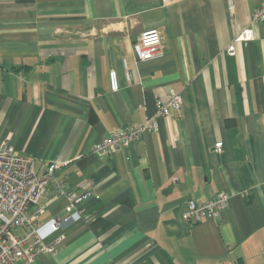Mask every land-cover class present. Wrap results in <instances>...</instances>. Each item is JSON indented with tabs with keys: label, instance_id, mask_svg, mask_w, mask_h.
<instances>
[{
	"label": "crops",
	"instance_id": "0c3cea01",
	"mask_svg": "<svg viewBox=\"0 0 264 264\" xmlns=\"http://www.w3.org/2000/svg\"><path fill=\"white\" fill-rule=\"evenodd\" d=\"M260 2L0 0V143L39 175L60 165L37 222L46 244L62 239L34 264H264V24L226 53ZM152 29L163 54L139 62L132 45ZM171 90L180 107L156 132L91 154L113 130L152 119ZM58 181L89 184L75 215ZM222 191L218 220H183L188 199Z\"/></svg>",
	"mask_w": 264,
	"mask_h": 264
},
{
	"label": "built area",
	"instance_id": "2783aa9c",
	"mask_svg": "<svg viewBox=\"0 0 264 264\" xmlns=\"http://www.w3.org/2000/svg\"><path fill=\"white\" fill-rule=\"evenodd\" d=\"M264 24V0L250 16V24L234 38L226 49L230 56L235 54L237 43L246 44L253 39L251 25ZM162 38L159 31L152 29L141 32L138 40L132 45L135 58L139 62L160 58ZM109 83L112 91L118 90L117 75L109 72ZM179 94L169 91L164 102L156 104V115L142 123H132L110 132L101 142L91 148L96 158H106L125 151L131 144L138 142L144 135L158 130V119H168L171 112L178 110L181 104ZM214 153L222 151V142L214 144ZM58 163L50 164L45 175L34 170V162L19 155L8 141L0 143V264H34L43 253L56 252L59 238L54 243L46 244L38 232L37 217L43 213L39 204L46 191L48 178L59 168ZM55 192L67 201L66 212L78 213L77 205L87 199L89 184L83 183L76 191L66 190L61 182H55ZM230 195L224 191L207 200L188 199L182 213L184 221L197 224L203 220H218L229 206ZM63 225V219L53 218L49 226L57 231ZM21 229L22 234H17Z\"/></svg>",
	"mask_w": 264,
	"mask_h": 264
},
{
	"label": "trees",
	"instance_id": "16d2710c",
	"mask_svg": "<svg viewBox=\"0 0 264 264\" xmlns=\"http://www.w3.org/2000/svg\"><path fill=\"white\" fill-rule=\"evenodd\" d=\"M141 139H142V138H141ZM141 139H140V140H141ZM140 140H139V141H140ZM37 223H38V222H37ZM20 230H21V229H18L17 231L19 232Z\"/></svg>",
	"mask_w": 264,
	"mask_h": 264
}]
</instances>
